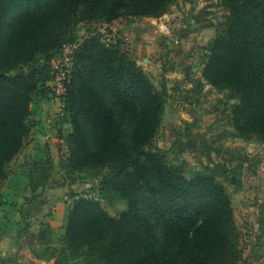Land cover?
I'll use <instances>...</instances> for the list:
<instances>
[{
    "label": "trees",
    "instance_id": "trees-1",
    "mask_svg": "<svg viewBox=\"0 0 264 264\" xmlns=\"http://www.w3.org/2000/svg\"><path fill=\"white\" fill-rule=\"evenodd\" d=\"M177 1L0 0V182L30 135L32 104L51 98L52 59L75 43V28L125 14L160 18ZM218 1L228 14L202 74L232 91L238 136L264 140V0ZM78 43L62 107L63 120L72 126L65 139L67 172L105 169L108 186L127 207L115 217L94 197L72 196L64 235L53 240L44 228L45 245L37 256L54 258V264H242L243 234L227 185L204 171L188 174L154 143L165 92L122 48V40L104 41L90 32ZM31 64L32 70H22ZM127 112L136 116L129 136ZM240 167L230 171L236 190L243 188ZM41 170L33 184L34 192L41 190L37 196L51 177ZM6 218L0 221L3 233L12 226V219L3 223Z\"/></svg>",
    "mask_w": 264,
    "mask_h": 264
},
{
    "label": "rangeland",
    "instance_id": "rangeland-1",
    "mask_svg": "<svg viewBox=\"0 0 264 264\" xmlns=\"http://www.w3.org/2000/svg\"><path fill=\"white\" fill-rule=\"evenodd\" d=\"M227 14L218 0H178L162 16L168 26L166 32L159 28L160 18H135L125 14L118 19L141 30L142 35L139 33L137 37L143 36L145 41L138 38L134 46L99 19L80 23L75 28L74 38L78 43L90 32H95L104 41H123L122 48L137 59L156 87L166 94L162 123L154 143L166 153L170 163L184 165L188 174L204 171L227 185L243 234L246 258L242 264H264V251L259 254L264 248V140H246L238 136L233 117L237 100L232 91L213 86L202 74L210 45ZM70 56L71 49H62L54 55L52 63L62 68ZM34 67L35 64H31L22 70L28 72ZM110 103L120 114V107ZM31 107L30 135L22 150L6 166L7 179L0 182V214L4 211L7 216L3 223L14 221L13 211L22 202L37 200L41 203L36 197L41 190L34 192L37 188L33 186L41 175V167L46 168L44 173L57 179V183L68 184V190H59L65 197L70 196L71 200L72 196L94 197L103 202L112 216H119L127 207V201L108 186L105 169L67 172L65 139L72 126L63 120L61 97L37 99ZM124 124L129 136L136 124L133 112L125 114ZM239 165L243 188L236 190L230 183V171ZM57 211L62 213L63 203ZM47 216H51L50 212ZM47 228L50 235L56 236L53 227ZM157 231L162 237V229L158 227ZM163 242L160 239L162 245ZM79 263L85 264L84 261Z\"/></svg>",
    "mask_w": 264,
    "mask_h": 264
},
{
    "label": "crops",
    "instance_id": "crops-1",
    "mask_svg": "<svg viewBox=\"0 0 264 264\" xmlns=\"http://www.w3.org/2000/svg\"><path fill=\"white\" fill-rule=\"evenodd\" d=\"M107 24L115 34L120 37H125V40L131 43L132 46L135 45V41L138 40V38L141 42L145 41V39L142 38L143 36L137 37L139 33L140 35L142 34L141 30L137 29L135 25H129L122 20H115ZM59 178L60 182H62V177ZM55 180L54 177H51L49 180V187L44 190L41 196H37V199L41 202L40 204L37 203V200H33L29 203L22 202L21 205L13 211L14 221L12 222V226L9 227L10 232L3 233L0 229V264H54V258H49L48 256L38 257L36 252L42 245H45V241L42 242L40 240V233L44 228L51 226L57 231L56 236L50 235L53 240L59 239L65 233L68 207L72 200L69 199L70 196L65 197V194H63V196L59 191L66 190L68 184L64 186L62 183H57ZM61 203H63V211L59 214L56 210ZM3 212L4 211H1L0 221L6 216ZM49 212L51 215L50 217L47 216ZM51 218H56V221ZM26 229L29 230L24 234L23 231ZM49 244H56V241H52ZM263 251L264 248L262 247L259 254H262ZM244 258H246L245 253Z\"/></svg>",
    "mask_w": 264,
    "mask_h": 264
},
{
    "label": "built area",
    "instance_id": "built-area-1",
    "mask_svg": "<svg viewBox=\"0 0 264 264\" xmlns=\"http://www.w3.org/2000/svg\"><path fill=\"white\" fill-rule=\"evenodd\" d=\"M159 28L162 32H166L168 30V26L166 25L165 22H163V17H160V24ZM79 43H68L63 46V49H71V56L68 59V62L62 67L59 68L58 65H54L52 63L53 67V78L49 82V88H50V96L51 97H61L62 104H63V99L64 95L66 94L67 91V82H69L70 75H71V68H72V60H73V55L78 48Z\"/></svg>",
    "mask_w": 264,
    "mask_h": 264
}]
</instances>
